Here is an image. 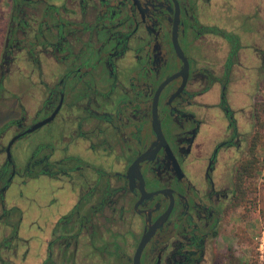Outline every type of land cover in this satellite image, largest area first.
<instances>
[{"label":"flooded vegetation","instance_id":"af4514ba","mask_svg":"<svg viewBox=\"0 0 264 264\" xmlns=\"http://www.w3.org/2000/svg\"><path fill=\"white\" fill-rule=\"evenodd\" d=\"M4 4L0 84L38 77L0 95V264H133L143 239L140 264H204L251 155L264 0Z\"/></svg>","mask_w":264,"mask_h":264},{"label":"rangeland","instance_id":"374dc122","mask_svg":"<svg viewBox=\"0 0 264 264\" xmlns=\"http://www.w3.org/2000/svg\"><path fill=\"white\" fill-rule=\"evenodd\" d=\"M4 12V0H0V42L4 32ZM1 50L2 48H0V52ZM32 73L35 75H31ZM37 77V73L31 70H12L0 84L2 91L6 89L0 95L3 94L8 101L11 98H16L19 101L21 99L34 101L35 97L24 98L21 95L20 91L26 89L28 85L21 79L28 80L29 85H36ZM256 104L257 120L253 126L252 135L259 132L263 137L256 153L259 161L262 162L260 172L254 178L247 180V184H245L247 196L244 201L238 202L239 195H235L234 209L230 210L228 215H225V218L221 220L219 234L213 240L211 249L207 251L204 264H264V217L261 214L264 211V86L256 97ZM30 188L21 190L25 199L35 191V185H31ZM16 202L19 205H24L21 200H16L14 203ZM25 211L26 215L23 218V225L19 229V237L29 238V252L32 253L40 248L39 232L36 227H30L28 222L33 220L37 223L38 210ZM34 262L35 259L27 261L28 264H34Z\"/></svg>","mask_w":264,"mask_h":264},{"label":"trees","instance_id":"16d2710c","mask_svg":"<svg viewBox=\"0 0 264 264\" xmlns=\"http://www.w3.org/2000/svg\"><path fill=\"white\" fill-rule=\"evenodd\" d=\"M262 135L259 132H255L251 141V155L250 158L242 165L241 169L238 172V192L237 197L238 202L244 201L247 196V191L245 184H247V180L254 178L260 172V166L262 162L259 161L257 156V147L260 145L262 139ZM264 217V211L261 212ZM234 264V263H231Z\"/></svg>","mask_w":264,"mask_h":264},{"label":"water","instance_id":"95a60500","mask_svg":"<svg viewBox=\"0 0 264 264\" xmlns=\"http://www.w3.org/2000/svg\"><path fill=\"white\" fill-rule=\"evenodd\" d=\"M39 125L35 126V128H37ZM14 141V140H13ZM13 141L10 143V145L13 143ZM144 243H145V240L143 239L140 243V246L134 256V259H133V264H140V254H141V251H142V248L144 246Z\"/></svg>","mask_w":264,"mask_h":264}]
</instances>
